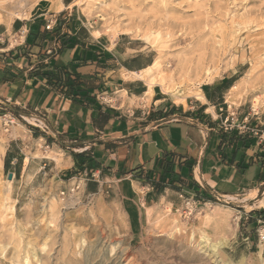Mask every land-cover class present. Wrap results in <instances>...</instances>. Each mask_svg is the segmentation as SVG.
Returning <instances> with one entry per match:
<instances>
[{"label": "crops", "instance_id": "crops-1", "mask_svg": "<svg viewBox=\"0 0 264 264\" xmlns=\"http://www.w3.org/2000/svg\"><path fill=\"white\" fill-rule=\"evenodd\" d=\"M60 2L55 9L52 0H38L25 19L2 11L0 115L15 120L16 140L40 146L44 167L55 165L88 194L111 196L132 239L144 234L149 211L180 212L186 202L206 208L240 196L250 208L243 234L258 239L264 115L236 94L242 77L206 84L203 99L168 95L149 86L154 60L139 43L109 36L74 1ZM259 243L252 249L264 255Z\"/></svg>", "mask_w": 264, "mask_h": 264}, {"label": "rangeland", "instance_id": "rangeland-1", "mask_svg": "<svg viewBox=\"0 0 264 264\" xmlns=\"http://www.w3.org/2000/svg\"><path fill=\"white\" fill-rule=\"evenodd\" d=\"M37 1L0 4L11 20L15 12L30 13ZM72 1L109 36L124 35L128 28L135 32L126 36L154 62L162 61L159 69L148 71L149 77L157 80L175 73L181 61L194 60L190 76L176 80L177 94H196L215 79L236 74L243 83L236 94L245 95L246 108L264 115V0ZM146 31L159 33V44L140 40ZM15 127L16 122L8 129L0 126V264H264V255L252 249L259 238L247 239L242 231L243 212L250 210L246 196L206 208L191 209L186 202L180 212L157 209L144 234L132 239L111 196L90 195L82 186L72 191L76 183L62 178L55 165L44 167L40 146L16 140ZM214 207H222L225 227L214 221L198 227ZM161 213L162 220L168 217L184 231L172 234L170 225L157 223ZM222 242L216 250L210 247Z\"/></svg>", "mask_w": 264, "mask_h": 264}, {"label": "bare ground", "instance_id": "bare-ground-1", "mask_svg": "<svg viewBox=\"0 0 264 264\" xmlns=\"http://www.w3.org/2000/svg\"><path fill=\"white\" fill-rule=\"evenodd\" d=\"M9 1V0H8ZM53 1V6H54V8L55 9H59V8H61V6H62V4H61V2H60V0H52ZM7 3V2H6ZM5 3V4H6ZM2 6L3 5H1L0 4V22L4 19L3 18V15H2V11L3 10H1L2 9ZM28 12V11H27ZM28 14L29 13H25V12H15L14 13V16L16 17V18H18V19H25V18H27L28 17ZM4 21V20H3ZM2 21V22H3ZM124 30V29H123ZM127 29H125L124 31V35H134V34H136L135 32H133V31H130L129 30V28H128V31H126ZM135 31V30H134ZM122 32V31H121ZM142 33V32H141ZM118 35V34H117ZM117 35H115V36H117ZM114 36V35H113ZM160 34L159 33H154V32H151V31H146V32H143L142 34H140L139 35V39L140 40H143L146 44H155V43H158V41H159V39H160ZM163 39V38H162ZM165 39V38H164ZM163 41H165V40H163ZM159 44V43H158ZM161 44V43H160ZM162 45V44H161ZM163 57V56H162ZM182 62V61H181ZM179 63L178 64V68L176 67V69H177V71H175V73H169V74H165V75H163V76H161L160 78H158L157 80L156 79H154L153 77H149L148 78V84H149V86L150 87H153V86H155V85H159L162 89H163V91L165 92V93H167L168 95L169 94H177L176 92H175V83H177L176 82V80L178 79V78H180L181 80H185V79H187L188 77L187 76H190L189 75V72L191 71V67H195V66H192L194 63H195V61L194 60H185L184 62H182V63ZM192 62V63H191ZM198 62H199V71L200 72H202V70L204 71V62H203V57H201V58H199V60H198ZM161 64H162V61L160 60V58H157L156 60H155V62H154V64L152 65V67L150 68L151 70H153V69H159L160 68V66H161ZM150 69H149V71H150ZM206 69V68H205ZM153 71H155V70H153ZM208 71V70H207ZM150 73V72H149ZM157 73V72H156ZM155 73V74H156ZM197 73V72H196ZM199 73V72H198ZM204 75V74H203ZM157 77H159V75L157 76ZM195 77V76H194ZM199 79V78H198ZM188 81V80H187ZM192 82V81H191ZM180 84V83H179ZM183 84V83H182ZM181 85V84H180ZM182 86V85H181ZM196 97L197 98H199V99H203L204 98V96L202 95V93H201V91H199V92H197L196 94ZM45 156V155H44ZM151 212H153V211H149L148 212V216H149V218H150V216H151ZM155 212V211H154ZM223 211H222V207H214V209H212V211H211V213H209V214H207V216L204 218V219H202V220H200L198 223H197V225H198V227H204V225H206L209 221H214L215 223H214V225L216 224L217 226H219V227H225V223H226V219L222 216V213ZM208 213V212H207ZM153 214V213H152ZM163 215H162V213L161 214H158L157 215V217H158V219H157V223H159V222H163V223H166L167 225H170V227H171V231H170V233H180L181 234V232H183L184 230L182 229V228H180L179 226H178V224H177V222L175 221L174 223H172L169 219H168V217H166L167 219H168V221L166 220V218L164 219V220H162L163 219V217H162ZM166 220V221H165ZM193 231V230H192ZM186 232V231H185ZM179 234V235H180ZM176 235V234H175ZM180 237V236H179ZM189 237H191V235L189 234ZM203 237V239L202 240H204V242L203 243H207L206 241H208V238H206V237H204V236H202ZM177 238V237H176ZM184 238V237H183ZM186 238V237H185ZM187 240V239H186ZM189 243V242H188ZM224 244V242H222V243H220V244H217V245H213L212 244V246H210V247H213V248H215V250L216 249H218L219 247H221L222 245Z\"/></svg>", "mask_w": 264, "mask_h": 264}, {"label": "built area", "instance_id": "built-area-1", "mask_svg": "<svg viewBox=\"0 0 264 264\" xmlns=\"http://www.w3.org/2000/svg\"><path fill=\"white\" fill-rule=\"evenodd\" d=\"M53 27H51V25H47L46 26V29L47 30H51ZM1 37H0V42H1ZM15 123V120L8 116V115H0V126H2L3 128L5 129H8L10 128L11 126H13ZM75 188L72 189V191H74L75 189L79 190L80 189V184L79 183H76V186H74ZM62 195H64V193H62ZM188 205L190 206L191 209H193V205H195L194 203H188ZM258 237L261 241H264V232H261L258 234Z\"/></svg>", "mask_w": 264, "mask_h": 264}, {"label": "trees", "instance_id": "trees-1", "mask_svg": "<svg viewBox=\"0 0 264 264\" xmlns=\"http://www.w3.org/2000/svg\"><path fill=\"white\" fill-rule=\"evenodd\" d=\"M236 79H238V77H234L233 79L226 81V83L231 84L232 82L236 81ZM9 165H10V158L8 157L5 162V167L6 168L9 167Z\"/></svg>", "mask_w": 264, "mask_h": 264}, {"label": "water", "instance_id": "water-1", "mask_svg": "<svg viewBox=\"0 0 264 264\" xmlns=\"http://www.w3.org/2000/svg\"><path fill=\"white\" fill-rule=\"evenodd\" d=\"M12 179V174H10V176H9V180H11Z\"/></svg>", "mask_w": 264, "mask_h": 264}]
</instances>
